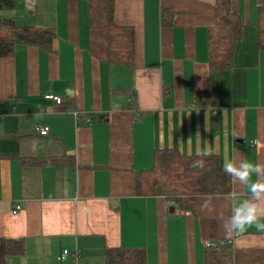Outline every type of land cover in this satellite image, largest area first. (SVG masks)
<instances>
[{
    "label": "crops",
    "instance_id": "crops-1",
    "mask_svg": "<svg viewBox=\"0 0 264 264\" xmlns=\"http://www.w3.org/2000/svg\"><path fill=\"white\" fill-rule=\"evenodd\" d=\"M229 1L241 37L216 71L221 0H114L115 23L133 31V67L111 60L87 0H23L28 17L16 24L56 38L50 50L18 43L0 57V238L24 244L5 264H107L119 247L143 249L147 264H207V240L231 241V264H264V232L225 239L216 214L200 210L207 196L245 198L242 186L186 196L185 208L136 193L159 151L210 147L222 169L226 157L264 164V0Z\"/></svg>",
    "mask_w": 264,
    "mask_h": 264
},
{
    "label": "trees",
    "instance_id": "trees-1",
    "mask_svg": "<svg viewBox=\"0 0 264 264\" xmlns=\"http://www.w3.org/2000/svg\"><path fill=\"white\" fill-rule=\"evenodd\" d=\"M90 5L91 23L109 31L111 60L134 66L133 31L117 26L114 21V0H87ZM3 7L13 8L14 0H1ZM220 26L225 35L211 42V69L219 71L232 65L236 44L241 37L242 24L233 13L229 0H221ZM259 44L264 49V8L260 12ZM56 38L52 28L19 26L12 19L0 20V57L12 55L18 43L52 49ZM201 157H184L178 152L165 150L155 154L151 169L136 176V193L139 196H163L179 208H185V197L189 195H221L232 189L230 178L223 172L213 156L203 157V170L192 168L193 161ZM207 264H231V247L208 248ZM24 252L21 240L0 238V264L6 258ZM107 264H147L146 253L138 248H111L106 253Z\"/></svg>",
    "mask_w": 264,
    "mask_h": 264
},
{
    "label": "clouds",
    "instance_id": "clouds-1",
    "mask_svg": "<svg viewBox=\"0 0 264 264\" xmlns=\"http://www.w3.org/2000/svg\"><path fill=\"white\" fill-rule=\"evenodd\" d=\"M196 155L201 159L193 161L191 167L203 170V157L211 156L212 150L210 147L198 148ZM222 170L234 185L245 189L246 197L239 199V193L233 192L223 198L222 205H217L216 197L207 196L201 200L200 210L216 214L225 239L240 236L252 228L264 232V164L226 157Z\"/></svg>",
    "mask_w": 264,
    "mask_h": 264
},
{
    "label": "built area",
    "instance_id": "built-area-1",
    "mask_svg": "<svg viewBox=\"0 0 264 264\" xmlns=\"http://www.w3.org/2000/svg\"><path fill=\"white\" fill-rule=\"evenodd\" d=\"M45 99L49 100V101H53L56 104H61L63 101V97L60 95H55L53 93H47L45 94ZM91 122V120L89 119L88 122ZM37 131L41 134V135H47L49 133V128L47 127H37ZM171 205H175L174 203H170ZM21 209L20 205H16L15 209H14V213H17L19 210ZM205 245L207 248L210 249H219L225 245H231V241H213V240H207V243L205 242ZM78 253H75L74 255L77 256ZM69 255L68 251H64L63 255L61 256V259H66Z\"/></svg>",
    "mask_w": 264,
    "mask_h": 264
},
{
    "label": "rangeland",
    "instance_id": "rangeland-1",
    "mask_svg": "<svg viewBox=\"0 0 264 264\" xmlns=\"http://www.w3.org/2000/svg\"><path fill=\"white\" fill-rule=\"evenodd\" d=\"M15 2L18 5V7H16L17 9H13L12 10L11 8L3 7L2 9H0V18H6V17H10L11 18L12 17V19H14V21L15 20L16 21L17 20L18 21H22V19H24L25 16L28 17L26 14L23 15V12H21V9H20L22 6L24 7V5H26V4H24L23 0H15ZM0 7H2L1 4H0ZM17 12H19L20 15H18ZM31 12H32V10H28L27 14L30 16Z\"/></svg>",
    "mask_w": 264,
    "mask_h": 264
}]
</instances>
